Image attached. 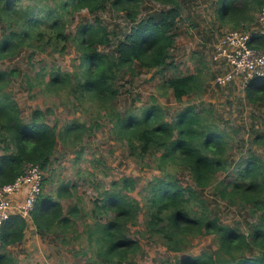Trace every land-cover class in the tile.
<instances>
[{"label": "trees", "instance_id": "16d2710c", "mask_svg": "<svg viewBox=\"0 0 264 264\" xmlns=\"http://www.w3.org/2000/svg\"><path fill=\"white\" fill-rule=\"evenodd\" d=\"M154 1L168 8L139 19L142 0H0V60L15 57L24 47H51L60 54L72 47V71L50 73L47 85L66 89L81 104L90 99L104 108L119 94L115 86L119 71L126 69L133 75L137 70L170 68L174 74L162 85L181 102L200 87V77L178 71L172 57L180 0ZM261 5V0H217L214 19L220 26L247 31ZM108 7L125 12L130 21L122 36L109 30L98 15ZM82 10L93 19L79 17ZM253 39L254 47H264L263 36L254 34ZM111 44L113 49L107 51ZM11 72L0 71V83ZM1 90L0 186L14 181L26 163L47 169L59 142L64 147L73 145L89 129L77 120L58 128L40 108L24 117L17 102ZM246 97L264 106V79L249 82ZM110 122L129 154L150 159L159 175L146 182L139 198L130 195L137 187L132 177L112 180L106 189L96 187L91 224L84 232L97 257L87 264H141L136 257L142 252V238L181 254L195 238L205 235H213L215 249L185 254L175 264H264V159L249 150L233 167L229 134L220 129L211 108L187 104L167 118L161 104L149 103L115 113ZM256 138L264 139L263 135ZM183 172L193 184L181 183L178 174ZM219 173L225 174L222 180ZM206 189L228 206L250 208L255 219L244 230L222 223L200 195ZM75 190V184L62 181L56 193L40 192L29 218L11 215L0 226V264H20L10 247L24 241L29 222L41 237L75 233L81 210L76 205L65 209L60 200L72 197ZM141 213L144 229L133 237L130 228Z\"/></svg>", "mask_w": 264, "mask_h": 264}, {"label": "rangeland", "instance_id": "374dc122", "mask_svg": "<svg viewBox=\"0 0 264 264\" xmlns=\"http://www.w3.org/2000/svg\"><path fill=\"white\" fill-rule=\"evenodd\" d=\"M216 1L180 0L181 16L172 57L178 71L184 74L197 73L200 77V87L194 93L184 96L181 102H177L171 91L162 85L164 79L174 74L170 68L162 72L137 70L133 75L126 69L119 71L115 82L119 94L104 108L103 104L90 99L81 104L66 89H53L47 85L50 73L72 71L75 56L72 47L64 54L51 47H24L15 57L0 60V71H12L0 83L1 91L17 102L24 117L33 109L40 108L47 112L46 120L58 128L73 120L86 123L89 127L75 144L64 147L59 142L52 164L43 169L45 179L41 191L46 194L56 193L62 181L76 185L72 197L60 199L65 209L76 205L81 210V216L76 218L75 233H70L65 238L54 235L41 237L29 222L24 241L10 247V251L20 257V264L93 262L97 256L84 231L91 224L89 211L92 207L91 200L98 192L96 187L99 190L106 189L112 180L132 177L137 180V187L130 195L139 198L138 192L146 182L154 175H159L150 159L143 161L131 156L125 141L115 137L110 122L115 113L149 103H159L167 111V118H170L187 104L205 105L212 109L220 129L229 134V159L233 167L246 157L249 150L264 159V139L256 138L259 135L264 137V106L259 107L248 101L246 88L249 83L236 80L225 87L213 84L217 68L211 60V49L217 38L231 29L220 26L214 19ZM167 8L154 0H142L138 18ZM78 15L86 21L93 19L86 10ZM98 15L108 29L115 31L118 36L128 31L131 25L125 12L111 7L100 11ZM258 30L259 24L255 19L247 27V31ZM113 47L114 44H111L105 49L111 51ZM224 177V173H219L218 180ZM178 178L183 184H193L187 172L178 174ZM200 195L222 223L239 226L244 230L255 219L250 208L228 206L211 189L202 191ZM143 229L144 216L141 213L136 224L131 226L130 234L137 237L136 232ZM140 243L142 252L136 259L141 264H175L185 254L196 255L202 250L216 248L213 235L195 238L181 254L169 252L159 241L142 238Z\"/></svg>", "mask_w": 264, "mask_h": 264}, {"label": "built area", "instance_id": "2783aa9c", "mask_svg": "<svg viewBox=\"0 0 264 264\" xmlns=\"http://www.w3.org/2000/svg\"><path fill=\"white\" fill-rule=\"evenodd\" d=\"M256 14L258 31L229 29L224 32L211 49V60L216 65L213 84L225 87L241 80L244 83L264 79V47H254V34L264 37V0ZM43 171L37 164L26 163L22 173L14 181L0 186V226L11 215L21 214L29 218L41 192ZM23 193L21 201L14 197Z\"/></svg>", "mask_w": 264, "mask_h": 264}, {"label": "crops", "instance_id": "0c3cea01", "mask_svg": "<svg viewBox=\"0 0 264 264\" xmlns=\"http://www.w3.org/2000/svg\"><path fill=\"white\" fill-rule=\"evenodd\" d=\"M17 201H21L23 198V193H19L14 197ZM18 259H20V257H18Z\"/></svg>", "mask_w": 264, "mask_h": 264}]
</instances>
